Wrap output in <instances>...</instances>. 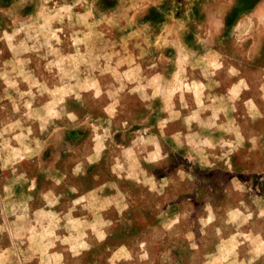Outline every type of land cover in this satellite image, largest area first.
<instances>
[{
  "label": "rangeland",
  "instance_id": "374dc122",
  "mask_svg": "<svg viewBox=\"0 0 264 264\" xmlns=\"http://www.w3.org/2000/svg\"><path fill=\"white\" fill-rule=\"evenodd\" d=\"M0 264H264V0H0Z\"/></svg>",
  "mask_w": 264,
  "mask_h": 264
}]
</instances>
